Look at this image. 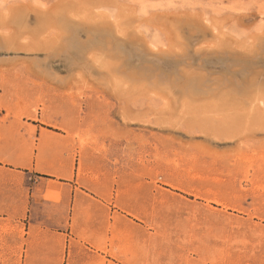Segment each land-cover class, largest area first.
Wrapping results in <instances>:
<instances>
[{"label":"rangeland","instance_id":"obj_1","mask_svg":"<svg viewBox=\"0 0 264 264\" xmlns=\"http://www.w3.org/2000/svg\"><path fill=\"white\" fill-rule=\"evenodd\" d=\"M31 120L74 243L0 222V264H264V0H0V127Z\"/></svg>","mask_w":264,"mask_h":264},{"label":"crops","instance_id":"obj_2","mask_svg":"<svg viewBox=\"0 0 264 264\" xmlns=\"http://www.w3.org/2000/svg\"><path fill=\"white\" fill-rule=\"evenodd\" d=\"M11 122L0 127V222L24 226L27 233L34 228L40 238L47 231L58 232L67 236L69 247L74 243L77 194L73 155L48 153L64 139L59 138L60 143L50 139L52 131L41 122L31 120L23 126ZM48 193H55L56 199L48 200Z\"/></svg>","mask_w":264,"mask_h":264},{"label":"bare ground","instance_id":"obj_3","mask_svg":"<svg viewBox=\"0 0 264 264\" xmlns=\"http://www.w3.org/2000/svg\"><path fill=\"white\" fill-rule=\"evenodd\" d=\"M93 16V15H92ZM91 17V16H90ZM80 18V17H79ZM97 18V17H96ZM88 21V20H87ZM93 21V20H92ZM206 26H207V24H206ZM120 30V29H119ZM217 30V29H216ZM214 31V30H213ZM213 46V45H212ZM92 57V56H91ZM93 61V60H92ZM106 69V68H105ZM117 81V80H116ZM117 84H119V83H117ZM123 84V83H122ZM256 100V99H255ZM257 102V101H256Z\"/></svg>","mask_w":264,"mask_h":264}]
</instances>
